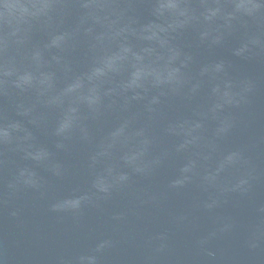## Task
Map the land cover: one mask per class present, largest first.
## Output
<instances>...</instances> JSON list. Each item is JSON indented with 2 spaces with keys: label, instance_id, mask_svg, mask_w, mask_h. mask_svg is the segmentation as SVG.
<instances>
[{
  "label": "water",
  "instance_id": "obj_1",
  "mask_svg": "<svg viewBox=\"0 0 264 264\" xmlns=\"http://www.w3.org/2000/svg\"><path fill=\"white\" fill-rule=\"evenodd\" d=\"M0 264H264V0H0Z\"/></svg>",
  "mask_w": 264,
  "mask_h": 264
}]
</instances>
